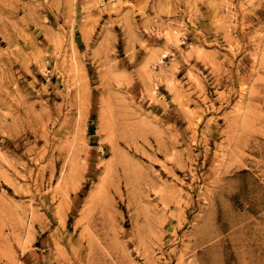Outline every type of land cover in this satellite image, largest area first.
<instances>
[{"label":"rangeland","instance_id":"rangeland-1","mask_svg":"<svg viewBox=\"0 0 264 264\" xmlns=\"http://www.w3.org/2000/svg\"><path fill=\"white\" fill-rule=\"evenodd\" d=\"M0 264H264V0H0Z\"/></svg>","mask_w":264,"mask_h":264}]
</instances>
